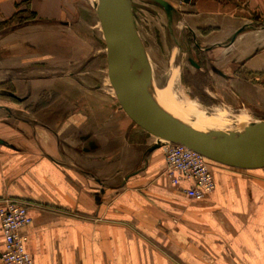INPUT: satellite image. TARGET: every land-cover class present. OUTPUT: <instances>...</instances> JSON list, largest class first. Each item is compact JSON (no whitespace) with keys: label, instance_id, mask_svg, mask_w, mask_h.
Wrapping results in <instances>:
<instances>
[{"label":"crops","instance_id":"0c3cea01","mask_svg":"<svg viewBox=\"0 0 264 264\" xmlns=\"http://www.w3.org/2000/svg\"><path fill=\"white\" fill-rule=\"evenodd\" d=\"M175 1L190 75L247 125L263 121L264 0ZM72 3L0 0V207L27 205L32 264H264V169L211 164L199 200L174 186L108 66L106 79L75 68L87 49ZM3 238L0 226V264Z\"/></svg>","mask_w":264,"mask_h":264},{"label":"water","instance_id":"95a60500","mask_svg":"<svg viewBox=\"0 0 264 264\" xmlns=\"http://www.w3.org/2000/svg\"><path fill=\"white\" fill-rule=\"evenodd\" d=\"M160 7L167 15L170 39L175 35L176 9L167 0H139ZM133 0H95L106 48L108 76L124 112L144 131L161 142L179 144L210 163L239 170L264 169V120L234 130L193 128L160 104L145 45L135 27ZM189 63L199 66L191 59Z\"/></svg>","mask_w":264,"mask_h":264},{"label":"rangeland","instance_id":"374dc122","mask_svg":"<svg viewBox=\"0 0 264 264\" xmlns=\"http://www.w3.org/2000/svg\"><path fill=\"white\" fill-rule=\"evenodd\" d=\"M167 2L175 9L179 6L175 0H167ZM73 3L75 7L70 20L74 24L76 33L79 35L82 34V41H84L83 45L87 49L85 56L83 57V55H81L79 64L75 68L77 70L78 67L79 69L82 68V70L88 71V73L94 75L96 78L106 79L108 66L107 48L97 15L92 5L93 0H73ZM132 10L135 27L145 45L150 59L154 85L157 92L168 89L167 85L170 81V77L173 72H176L175 83L176 87H178L176 88L178 97L182 96L184 98L181 97V100L186 103L190 102L194 104L203 119L194 116L193 113L190 114V116H186V114L184 116L180 113L179 107L175 105L174 112L176 116L183 119L193 128L197 127L203 130L221 131L234 130L242 127L243 125L241 126L239 124V120L236 119L235 114H230L224 110L223 107H220V103H217L215 99L213 100V98H209L205 95L203 88L207 82L206 76H200L198 72L196 74L194 72V75H190V73H192L190 71L193 70V67L188 59L193 58L189 53L183 51L181 45L180 48L176 47L170 39L167 26V15H165L164 11L155 4L139 0H133ZM92 13L94 15L93 23L91 21ZM175 30L176 37L180 39L179 30ZM186 41L185 39L184 42ZM64 72H68V69L64 68ZM164 98L166 99V97ZM211 101L214 102L212 108L208 107L209 104H212ZM211 113L212 115H210ZM229 115H234V117H230ZM217 116L220 117L217 118ZM197 120L210 123V125L200 126Z\"/></svg>","mask_w":264,"mask_h":264},{"label":"built area","instance_id":"2783aa9c","mask_svg":"<svg viewBox=\"0 0 264 264\" xmlns=\"http://www.w3.org/2000/svg\"><path fill=\"white\" fill-rule=\"evenodd\" d=\"M165 169L164 174L175 186L185 180L190 183L184 190L190 199H202L214 190L210 163L202 155L186 147L170 142H161ZM27 205L21 201L6 199L0 207V226L4 236L3 264H32L26 253L25 238L19 230L31 223Z\"/></svg>","mask_w":264,"mask_h":264},{"label":"bare ground","instance_id":"6f19581e","mask_svg":"<svg viewBox=\"0 0 264 264\" xmlns=\"http://www.w3.org/2000/svg\"><path fill=\"white\" fill-rule=\"evenodd\" d=\"M93 2H95V0H93ZM174 53V52H173ZM172 53V54H173ZM176 72H173V74L171 75L170 77V81L168 82V89L165 90V91H159L157 92V96H158V99H159V102L160 104L162 105V107L168 112L170 113L171 115L173 116H176L175 112H174V106H178L179 109H180V113L182 115L185 116H190V114H194V116L196 117H199V118H202L203 117L200 115V113L198 112L196 106L194 104H191L190 102H185L183 100H181V97H178V92H177V89L178 87H176ZM176 90V91H175ZM161 92V93H160ZM166 97V99L162 96ZM164 98V99H162ZM184 98V97H182ZM200 111V110H199ZM228 111V110H227ZM201 112V111H200ZM218 112V111H217ZM207 113V112H206ZM231 113V112H230ZM212 115V113L210 114ZM238 115V114H237ZM244 115V114H242ZM241 114L239 116H235L236 119L239 120V124L242 126L244 125H247L246 124V117L242 116ZM221 116V115H220ZM220 116H217L220 117ZM234 116V115H233ZM214 118V117H213ZM217 118L215 117V119L217 120ZM198 121V120H197ZM220 121V120H219ZM210 122V121H209ZM221 122V121H220ZM225 122V121H224ZM227 123V122H226ZM198 124L200 126H208V124L210 125V123H206V122H202V121H198ZM218 124V123H217ZM198 125V126H199ZM219 125V124H218ZM221 126V125H220ZM212 127V126H211ZM197 128V127H195Z\"/></svg>","mask_w":264,"mask_h":264},{"label":"trees","instance_id":"16d2710c","mask_svg":"<svg viewBox=\"0 0 264 264\" xmlns=\"http://www.w3.org/2000/svg\"><path fill=\"white\" fill-rule=\"evenodd\" d=\"M180 1V0H179Z\"/></svg>","mask_w":264,"mask_h":264}]
</instances>
